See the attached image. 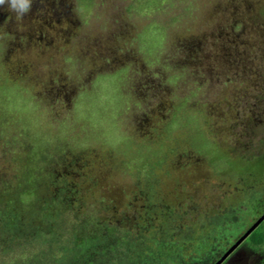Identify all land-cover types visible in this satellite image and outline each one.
<instances>
[{"label": "rangeland", "instance_id": "1", "mask_svg": "<svg viewBox=\"0 0 264 264\" xmlns=\"http://www.w3.org/2000/svg\"><path fill=\"white\" fill-rule=\"evenodd\" d=\"M56 176L81 193L63 240L78 223L144 225L149 203L187 226L232 208L251 227L264 214V0L0 5V204L22 179L44 195ZM2 238L0 264L60 258L49 236L11 251ZM222 264H264V248Z\"/></svg>", "mask_w": 264, "mask_h": 264}, {"label": "trees", "instance_id": "2", "mask_svg": "<svg viewBox=\"0 0 264 264\" xmlns=\"http://www.w3.org/2000/svg\"><path fill=\"white\" fill-rule=\"evenodd\" d=\"M58 178L56 176L54 181L47 184L55 187V190L48 191L46 187L44 195L38 193L41 185L31 186L26 180L21 182L22 179L17 188L18 193L11 195V200V197L2 196L7 202L5 206V203L0 204V234L3 236L4 251L13 250L14 246L20 247L25 241L40 242L49 236L46 241L49 240L60 255L52 264H216L250 228L244 218H235L238 210L232 208L230 212L208 223L197 222L187 226L180 222L181 217L174 218V209L165 204L157 206L149 203L145 210L148 216L144 225L140 223L128 228L125 221L116 225L99 222L94 226L90 222L80 226L78 223L75 235L70 238L66 234L67 239L63 240L66 232L62 229L65 224L63 214L72 212V198L80 190L76 183L62 182ZM60 178L63 180L64 176ZM144 185L145 189L150 190L153 182L149 178ZM25 195L35 196L30 208L21 202ZM260 204L254 209L255 213L264 209V200ZM25 207L29 209L25 210ZM157 214L161 215L158 225L154 223ZM80 216L76 214L77 222L81 221ZM135 217L131 219L136 220ZM242 245L254 250L264 248V221ZM45 261L33 257L24 264H44Z\"/></svg>", "mask_w": 264, "mask_h": 264}, {"label": "water", "instance_id": "3", "mask_svg": "<svg viewBox=\"0 0 264 264\" xmlns=\"http://www.w3.org/2000/svg\"><path fill=\"white\" fill-rule=\"evenodd\" d=\"M264 221V214L241 236L238 241L224 254V256L216 263L222 264L226 261L230 254H232L242 243L257 229V227Z\"/></svg>", "mask_w": 264, "mask_h": 264}, {"label": "clouds", "instance_id": "4", "mask_svg": "<svg viewBox=\"0 0 264 264\" xmlns=\"http://www.w3.org/2000/svg\"><path fill=\"white\" fill-rule=\"evenodd\" d=\"M6 0H0V5H4ZM30 5V0H10V7L19 14L27 12Z\"/></svg>", "mask_w": 264, "mask_h": 264}]
</instances>
